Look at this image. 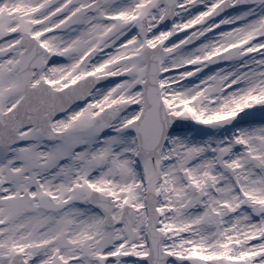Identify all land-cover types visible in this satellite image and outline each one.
Wrapping results in <instances>:
<instances>
[{
    "label": "snow or ice",
    "instance_id": "obj_1",
    "mask_svg": "<svg viewBox=\"0 0 264 264\" xmlns=\"http://www.w3.org/2000/svg\"><path fill=\"white\" fill-rule=\"evenodd\" d=\"M0 264H264V0H0Z\"/></svg>",
    "mask_w": 264,
    "mask_h": 264
},
{
    "label": "bare ground",
    "instance_id": "obj_2",
    "mask_svg": "<svg viewBox=\"0 0 264 264\" xmlns=\"http://www.w3.org/2000/svg\"><path fill=\"white\" fill-rule=\"evenodd\" d=\"M256 123H259V119H257Z\"/></svg>",
    "mask_w": 264,
    "mask_h": 264
},
{
    "label": "rangeland",
    "instance_id": "obj_3",
    "mask_svg": "<svg viewBox=\"0 0 264 264\" xmlns=\"http://www.w3.org/2000/svg\"><path fill=\"white\" fill-rule=\"evenodd\" d=\"M258 119V118H257Z\"/></svg>",
    "mask_w": 264,
    "mask_h": 264
}]
</instances>
